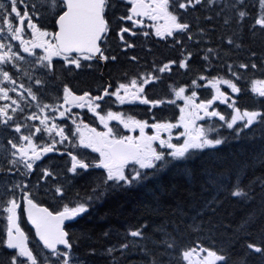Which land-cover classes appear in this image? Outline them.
Masks as SVG:
<instances>
[{"label":"snow or ice","instance_id":"snow-or-ice-1","mask_svg":"<svg viewBox=\"0 0 264 264\" xmlns=\"http://www.w3.org/2000/svg\"><path fill=\"white\" fill-rule=\"evenodd\" d=\"M97 74L95 89L81 86ZM166 78V94H150ZM244 95L256 106L242 107ZM113 105H143L147 118ZM167 107L178 114L157 116ZM257 127L264 140V0H0V264H90L97 250L71 222L133 187L147 189L148 218L104 250L111 264H264V149L258 175L255 160L230 168L222 156ZM49 154L67 160L45 164ZM197 164L211 194L195 214L148 187ZM97 169L84 196L73 192ZM236 204L246 211L233 226Z\"/></svg>","mask_w":264,"mask_h":264},{"label":"trees","instance_id":"trees-1","mask_svg":"<svg viewBox=\"0 0 264 264\" xmlns=\"http://www.w3.org/2000/svg\"><path fill=\"white\" fill-rule=\"evenodd\" d=\"M218 31H224V29H218ZM158 49L157 53L160 55H175V53L173 54L166 49L163 44H160ZM142 55H145V53ZM124 67H127V65H124ZM105 72H107V69ZM113 74H116L115 68L113 69ZM105 79H107V76H105ZM172 79L175 80L178 77L174 76ZM93 82L102 83L99 79V74L96 76L88 75L81 80V84ZM163 82L165 84L170 83L167 78ZM240 105L242 107H254L256 106V101L251 95H244L240 100ZM221 133L224 135L228 134L223 129ZM261 136V130L257 127L253 129V132L248 133L245 139L230 140L229 145L224 148L222 153L225 167L237 168L255 160V170L258 175L261 171V166L255 158L264 149V140L261 139ZM189 166L192 167L193 165L190 164ZM95 177H97L95 174L84 177L85 184L83 188H86V191L90 188V181ZM205 179L200 174L197 164L194 176H187L175 169L168 170L160 173L157 179L150 181L148 187L156 190V194L166 207L175 210L177 202H180L183 210L191 215L195 214L203 200L211 194L210 190L205 191L201 187ZM146 193L147 189L140 187L110 192L102 199L92 203L88 212L79 217L74 225L70 227V230L76 234L86 232L92 247L97 250L96 255L90 258V264H111V258L105 255L104 250L113 244L123 242V234L129 224H135L142 216L148 218V214L141 207L142 204L148 205L150 203V197ZM226 207H228L230 212H233V215L229 216L228 220L232 222L233 226L239 224L246 209L238 204L226 205ZM152 219L156 223L160 222L159 217H152ZM106 233L108 235H105ZM118 255L119 253H117ZM139 259L140 257L137 255L128 257L129 261ZM125 264H127V261H125Z\"/></svg>","mask_w":264,"mask_h":264},{"label":"flooded vegetation","instance_id":"flooded-vegetation-1","mask_svg":"<svg viewBox=\"0 0 264 264\" xmlns=\"http://www.w3.org/2000/svg\"><path fill=\"white\" fill-rule=\"evenodd\" d=\"M138 43H140V41H138ZM157 50H159V49L156 48L155 51H157ZM137 51L141 55L144 54L143 52L140 51V49H138ZM113 69H112V71H113ZM84 77H86V76H84ZM73 83H75V81ZM87 85H90L93 89H95L99 84L93 82V83H87ZM81 86H85V84H81ZM113 110H121V111L125 112L126 114L136 115L137 118H147L146 108L143 105H124V106L113 105ZM84 111L86 112V110H84ZM85 121L87 123H91L93 126H97L99 124V122L97 120H95L94 117H92L91 113H88L85 116ZM149 122L151 123V120ZM111 123L114 126L116 125L115 121H113ZM99 128H100V130H102V126H99ZM120 128L122 130V126H120ZM84 153L86 155H89V156L97 155L96 153H93L91 151V149L84 150ZM65 160H67V157L62 158L59 156V154H49V159L45 160V164H53L54 166L55 165L63 166ZM102 171L103 170H101V169H97L94 172H91L90 175L91 174L100 175L102 173ZM82 177H77V179H78L77 180V182H78L77 188L81 191L83 189V184H84ZM32 179L35 180V177H33ZM41 199L44 200L46 206L48 203H51V201L48 200L46 197H41ZM5 226H6V220L2 216H0V230H3ZM22 227L25 229L26 232L29 233L31 243H34L35 239H38V238H34V229L32 228L31 224L27 222L26 217H24V219H23ZM31 243H30V246H31ZM3 251H4L3 249H0V256L3 255Z\"/></svg>","mask_w":264,"mask_h":264},{"label":"rangeland","instance_id":"rangeland-1","mask_svg":"<svg viewBox=\"0 0 264 264\" xmlns=\"http://www.w3.org/2000/svg\"><path fill=\"white\" fill-rule=\"evenodd\" d=\"M221 107L223 108L224 106L221 105ZM171 109H172V107L165 108L164 111L162 112V114L160 116H165V114H169V111H171Z\"/></svg>","mask_w":264,"mask_h":264},{"label":"water","instance_id":"water-1","mask_svg":"<svg viewBox=\"0 0 264 264\" xmlns=\"http://www.w3.org/2000/svg\"><path fill=\"white\" fill-rule=\"evenodd\" d=\"M66 223H67V221H66Z\"/></svg>","mask_w":264,"mask_h":264}]
</instances>
